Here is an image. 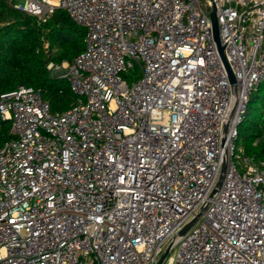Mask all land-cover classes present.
<instances>
[{"label": "built area", "instance_id": "2783aa9c", "mask_svg": "<svg viewBox=\"0 0 264 264\" xmlns=\"http://www.w3.org/2000/svg\"><path fill=\"white\" fill-rule=\"evenodd\" d=\"M11 2L87 33L69 109L0 95V264H157L170 245L166 264H264V159L236 143L264 81V0Z\"/></svg>", "mask_w": 264, "mask_h": 264}, {"label": "trees", "instance_id": "16d2710c", "mask_svg": "<svg viewBox=\"0 0 264 264\" xmlns=\"http://www.w3.org/2000/svg\"><path fill=\"white\" fill-rule=\"evenodd\" d=\"M86 33L63 9L44 22L11 0H0V95L32 86L53 111L69 109L76 99L70 81L54 76L48 65L73 63L85 48ZM13 137L11 122L0 120V146ZM236 143L247 155L264 159V81L250 96Z\"/></svg>", "mask_w": 264, "mask_h": 264}, {"label": "water", "instance_id": "95a60500", "mask_svg": "<svg viewBox=\"0 0 264 264\" xmlns=\"http://www.w3.org/2000/svg\"><path fill=\"white\" fill-rule=\"evenodd\" d=\"M211 16H212V21H213L214 35H215L216 42H217V44H218L219 51H220V53H221V55H222V57H223V59H224L226 65H227L229 71H230L231 79L234 80L233 74H232V72H231V70H230V68H229V65H228L227 61H226V57H225V54H224V47H223V46L221 45V43H220V37H219V25H218V21H217V17H216V12L213 11V12L211 13ZM225 131L227 132V128L225 129ZM225 141H226V136H225L224 139H223V144L225 143ZM225 169H226V165L223 166V169H222V172H221L220 178H219V180H218V182H217V186H216V188L214 189V192H216L217 189H218V187L222 184V181H223V178H224ZM196 220H197V217H195V218L192 219L189 223H187V224L185 225V227L179 232V235H184V234L188 231V229H189V228H190V227L196 222ZM170 248H171V245L168 246V248L166 249V251L162 254V256L160 257V259H159V261H158L157 264H162V263H163L165 257L167 256V254H168L169 251H170Z\"/></svg>", "mask_w": 264, "mask_h": 264}, {"label": "rangeland", "instance_id": "374dc122", "mask_svg": "<svg viewBox=\"0 0 264 264\" xmlns=\"http://www.w3.org/2000/svg\"><path fill=\"white\" fill-rule=\"evenodd\" d=\"M68 64L69 62H63L62 64H59L60 65L59 69L52 68L51 73L56 77H61L62 75L67 73L69 67Z\"/></svg>", "mask_w": 264, "mask_h": 264}]
</instances>
